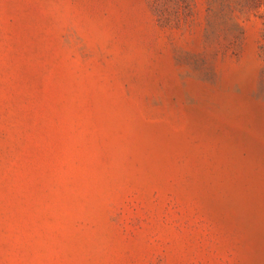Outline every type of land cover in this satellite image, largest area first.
<instances>
[{
    "label": "rangeland",
    "instance_id": "374dc122",
    "mask_svg": "<svg viewBox=\"0 0 264 264\" xmlns=\"http://www.w3.org/2000/svg\"><path fill=\"white\" fill-rule=\"evenodd\" d=\"M0 264H264V0H0Z\"/></svg>",
    "mask_w": 264,
    "mask_h": 264
}]
</instances>
